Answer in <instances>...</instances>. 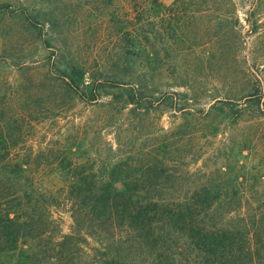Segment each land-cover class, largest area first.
<instances>
[{"label": "trees", "instance_id": "1", "mask_svg": "<svg viewBox=\"0 0 264 264\" xmlns=\"http://www.w3.org/2000/svg\"><path fill=\"white\" fill-rule=\"evenodd\" d=\"M75 1L0 0V264H264V172L203 152L264 117V0ZM78 103L97 120L61 125Z\"/></svg>", "mask_w": 264, "mask_h": 264}, {"label": "rangeland", "instance_id": "2", "mask_svg": "<svg viewBox=\"0 0 264 264\" xmlns=\"http://www.w3.org/2000/svg\"><path fill=\"white\" fill-rule=\"evenodd\" d=\"M79 0L75 1L72 6L77 9ZM173 0H164V4L166 6H169L172 3ZM236 3V9L237 14L240 18V21L242 24H244V18H246V14L249 12H252L254 8H251L247 4L241 3L240 0H234ZM84 4V9L89 10V0H82L81 1ZM68 9L63 11V8L60 10V12L66 13ZM71 27L69 29L71 32L70 35H74L78 32L77 29V23H78V17L75 16L73 12H71ZM258 19L261 21V23L264 25V13H262L261 17H258ZM80 21H84L86 24H89V11L79 19ZM15 21L13 19H10L7 15L0 14V33L5 32L12 23ZM86 35L89 36V30H84ZM61 32H63L61 30ZM64 39V37H63ZM247 46L250 48V50H259L260 53L264 57V26L260 32H258L255 35H252L248 37V44ZM3 49H4V40L3 37L0 35V57L3 55ZM20 55V54H18ZM15 55V56H18ZM30 58L35 59H41L44 57L43 51H33L29 54ZM240 69V68H239ZM260 76L262 77V81L264 84V69L263 72H260ZM4 77L11 81H19L20 78L18 76V72L16 69H14L12 66H10L9 63L7 64H0V78ZM221 88V86H217V89ZM219 107H223L222 104H217ZM100 112L98 110H95L94 108H91L89 106H86L83 103H78L76 109L70 113V116L67 120L61 121V125L69 126L70 124H80L83 122H89L92 123L97 120V117L99 116ZM220 128L222 126H225L224 129L218 132L217 135H208L206 137L205 147L203 152H211V150L217 149L221 154L225 153L227 149H230V147L234 148V153L236 157L234 159H227L223 157L219 158H210L209 156H206V164L209 168H212L211 163H214L217 161L219 165H243L247 164V167L250 170L249 176L247 178H252L255 174H258L259 171L260 174L263 175L264 172V117L260 119H249L248 117H233L224 119L223 122L219 120ZM164 124L166 128L171 127V124H169V120L167 117L164 118ZM230 125V128L227 127ZM111 129H107L104 132V135L108 138L111 137ZM242 152V153H240ZM203 154V153H202ZM248 156L247 158H244ZM211 161V162H210ZM258 174L257 176H260ZM241 179V178H240ZM262 196H264V187L260 188L258 191ZM252 194L256 195V191H251ZM58 218V222L60 224V229L63 234H69L71 230V226L73 224L72 218L70 217L69 213H59L56 215Z\"/></svg>", "mask_w": 264, "mask_h": 264}]
</instances>
